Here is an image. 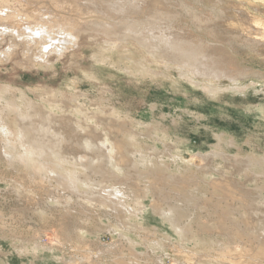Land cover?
I'll list each match as a JSON object with an SVG mask.
<instances>
[{
    "label": "rangeland",
    "instance_id": "1",
    "mask_svg": "<svg viewBox=\"0 0 264 264\" xmlns=\"http://www.w3.org/2000/svg\"><path fill=\"white\" fill-rule=\"evenodd\" d=\"M28 1L34 9L47 7L60 24L78 28L95 18L93 13L80 16L66 0H61V9L57 0ZM181 1L204 13L212 10L217 30L229 33L220 31L216 39L196 33L221 45L231 57L218 65L227 77H220L213 89L200 75L181 72L176 61L151 56L139 42L116 43L90 32L78 45L69 44L63 41L66 31L59 30L49 33L55 40L43 32L44 43L32 52L26 25L21 26L22 38L10 29L0 35V264H264V252L252 237L255 230L264 236L257 230L264 226V33L257 50L229 45L237 33L250 37L256 27L264 32V0H153L155 4L151 1L150 9L134 19L149 20L154 29L151 13H174ZM5 5L0 2L2 12L10 11ZM20 13L14 20L25 23L26 12ZM187 18L182 20L190 23ZM49 43L53 48L46 49ZM124 62L132 65L133 73ZM191 79L200 81L192 84ZM5 103L14 109L8 119ZM38 109L51 112L50 117H85L89 124H98V118L119 123L112 137L126 143L133 130L139 147L133 165L125 158L120 176L100 179L73 160L63 161L65 169L60 168L56 158L46 154L48 168L64 177L65 172H87L90 180L77 182L76 190L53 178L41 180L43 171L32 174L10 157L20 144L15 111L38 118ZM4 121L8 133L1 131ZM112 189L120 191L118 198L108 196ZM174 206L187 212L179 223L189 225L197 246L181 241L166 218ZM27 246L39 247L38 253L21 251ZM227 246L235 252H227Z\"/></svg>",
    "mask_w": 264,
    "mask_h": 264
},
{
    "label": "bare ground",
    "instance_id": "2",
    "mask_svg": "<svg viewBox=\"0 0 264 264\" xmlns=\"http://www.w3.org/2000/svg\"><path fill=\"white\" fill-rule=\"evenodd\" d=\"M62 1L61 0L56 1L57 9H59L60 6L62 5ZM151 1L153 2V0H150V1L148 0H99V1H96V0H66L65 5L67 6L69 4L68 6H71L74 10L76 9L77 11H79L78 14L80 16L93 13V16L95 17L92 22L88 20L83 21L81 26L77 28L74 25V23H66V24L58 23L56 21L58 19L53 20L55 16L53 15L51 11L47 9V7H41V8L39 7V8L34 9L30 6V2L28 0H0L2 5L3 3H5L6 5L4 7L10 10V11L2 12L3 7L2 8L0 7V12H1L0 13V35L9 29L15 30L18 36L25 35L24 34L25 32L21 30V26L26 25L24 29L26 30V33H27V37H26L27 40L31 42V44L33 45L30 48L32 49V52L35 51V49L38 50L39 48L38 45L39 44L41 45V42H42L41 39H44L43 38L44 35H42L43 32L47 33L46 35L48 36L49 39H53L55 36L52 37L51 34H49L50 31H54L51 33H58L59 30L66 31L65 36L67 34L68 37H66L63 41L68 42L69 44L71 43V44L78 45L84 39L83 35L91 34L90 32L102 33V35H104L107 40H110L116 43L120 42V39L121 40L123 39V41L126 40L127 42L130 41L132 44H135V43L138 44L139 42L143 44L144 46H146V48L148 49L147 51L151 53V56L154 55L155 57L158 56L159 58L162 57V58L171 59V62L176 61L175 63L179 65V67L177 68H179L181 72H190L193 74L196 73L195 75H200L202 79L200 78L199 79L202 80L206 84L207 87H209L210 89H213L217 83H220V82H217L219 79H221L220 77L222 76L227 77V73L224 70L219 69L218 65L220 63L227 64L231 60V57L225 56V54L228 51L225 48L222 49L221 45L211 43L212 41L209 42L208 40H205L202 37H200L202 34H205L210 39H216V35L221 33L220 31L222 30L219 29L218 31L215 23L213 24L212 22L213 11L210 10L204 13L203 11H198L193 6L186 4L184 1H181L179 3V8L181 10L175 9L176 11L174 10L175 11L174 13H171V12L167 13L166 11L164 12L162 9L153 11L150 16L153 19L154 24L157 25V27L152 29L147 25L149 23V20H146V22H143V21H138L134 19L135 18L134 16L140 12L142 13L144 9L146 8L150 9L149 7L152 5ZM249 10L251 9L249 8ZM253 10L258 11V8L254 7ZM13 11L16 13H13ZM21 11L26 12L25 23L18 22L19 18H18V21L14 20L16 16L21 14L20 13ZM31 11L36 12V15L34 16L31 15ZM234 12L237 13L238 15L242 13V11L238 9H234ZM44 15H47V17H43ZM186 16H188L190 23H185L186 21L182 20ZM63 17L69 20L73 18L70 15H64ZM30 19H33V21H30ZM164 20H166L167 22H164ZM1 28L3 29L2 31H1ZM33 31H34V34L31 33ZM222 32L223 34L224 33L229 34L225 30ZM196 33L201 34V35L198 36ZM253 33H254L253 36H250V37L240 36L238 35V33L234 37L230 36V39L232 41L229 42V45L235 42L236 44L238 43L243 47L247 46L252 50H257V46L259 45V39H260L259 36H261L262 33L264 32H262L261 28L256 27ZM60 37L61 36H59V38ZM20 38H22V36ZM55 39L56 38H54V40ZM263 41L264 40H262L261 42ZM49 46L51 47L52 44L49 43L48 46H45L46 49ZM40 57H44L43 52L40 53ZM123 66L124 68L129 70V73L130 72L133 73L132 65H129L128 63L124 62ZM200 80L191 79V83L192 84L198 83ZM63 107L66 108L68 107V105L63 104ZM3 109L5 111L6 119H8V117L11 118V115L14 112L12 105H10L9 103H5L3 105ZM37 111H38V118H34V117L31 118L30 116L25 117V116H22L19 112L15 111L16 118L15 117H12V118H14V120H17L16 135L18 137V142L20 144L19 146L15 148L16 150H14L12 153L10 152V157L13 161H17L20 164L26 167H29L32 174H35V172L37 171H43V173L40 175L41 180L53 178L57 182L61 183V185H64L65 188H68V190L69 189L76 190L77 182H81V184L82 183L89 184V180H90L89 176H87L88 175L87 172H84L82 174L74 173L72 175L69 174L68 172H65L66 176L64 177L61 174V172L59 173L57 169L48 168L47 162L43 160V155H46V154H49L52 158L53 157L56 158L57 162L55 164L60 168H64L61 166L63 164L62 163L63 161L68 163V161L73 160V163H75L74 165L82 167L84 169L83 171L89 170L90 172H92L91 173L92 175H95L100 179L105 178V177L115 178L118 175L120 176L119 173L122 169V165H124L123 163L125 161V158H127L126 161H128L130 165H133L134 158H135L134 153L139 151L138 149L139 147L136 143L137 140L135 141V137H134L135 133L133 130L130 131V128H128L127 131L128 132L130 131L131 133H128V136H126L128 137V141L130 142L126 143V142H123L124 140L123 141L121 139L115 140L112 137V133L114 132L113 126L121 127L119 123H114L112 125V124H109L106 121V119L98 118L97 119L98 124H89L87 120L85 119V117H81V119H79L76 117V115L68 116L64 114H61L57 117L54 115L50 117L51 112L49 111L45 110V112L43 111L44 113H41L40 109H38ZM78 113L79 112H77V114ZM1 128L3 129L1 130L3 131V133L4 132L8 133V131L10 130L8 127V124L5 121L1 124ZM63 139L67 143L62 145L61 142L64 141ZM171 149H173V146H169V151H171ZM78 153L80 155L81 154L85 155L86 157L83 158V160H80L82 159L81 158L82 155L80 156ZM237 163L239 164L241 162L237 161ZM196 184H200V183H196ZM116 193H118V190L112 189L111 192H109L108 196L113 195V197L118 198V195H116ZM96 196L97 195H95V197ZM84 197L88 199L93 198L92 195L88 193H84ZM95 197H94V200H96ZM185 200L190 203L189 198ZM191 200L193 199L191 198ZM259 204L261 205V203ZM135 210L136 209L130 208V211L133 213L137 212V210L136 211ZM158 211L160 212L164 210L158 208ZM168 213L169 214H167L166 218L169 219L170 217L169 222L171 223L172 228L174 229L175 233L176 231H178L179 233L178 235L181 241H185L186 243H189L191 246L193 245L197 246L199 241L198 242H195L196 240L194 241L193 237L195 236L192 235L194 233L191 232L189 225L185 224L183 226L179 223V218L181 216H185L184 213L185 214L187 213L185 209L184 210H182L181 208L178 209L175 206L171 208L169 207ZM132 217L136 218V216L134 217V215ZM262 219H259V220H262ZM254 221L256 220L252 219V221L250 222H252L253 225H255ZM258 223L257 225H259ZM261 225H259L260 228L258 227V229L257 228L256 229L263 232L264 226L263 225L261 226ZM119 227L121 226L119 225ZM253 227H251V229H253ZM119 229L121 230V228ZM252 233L254 235L252 237H254L255 239H258L257 240L258 245L261 248V250L264 252V244H262L264 243L263 242L264 240L260 241L259 239V238H263L264 236H260L259 232L256 230L252 231ZM120 235L123 236V233L121 232ZM37 248L39 247L27 246V247L22 248L21 251L23 252L30 251V252L36 253ZM226 249H227V252H229L230 254H233V252H235V249H233L232 246H229V247L227 246Z\"/></svg>",
    "mask_w": 264,
    "mask_h": 264
}]
</instances>
